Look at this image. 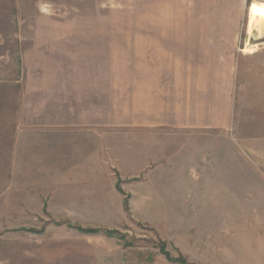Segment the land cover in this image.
I'll use <instances>...</instances> for the list:
<instances>
[{"label":"rangeland","instance_id":"rangeland-1","mask_svg":"<svg viewBox=\"0 0 264 264\" xmlns=\"http://www.w3.org/2000/svg\"><path fill=\"white\" fill-rule=\"evenodd\" d=\"M252 2L234 61L169 62L144 59L165 31L137 29L156 14L133 0H0V264H264V28L248 34L264 0ZM54 87L77 104L78 132L47 167L34 148L16 157L10 132L32 140Z\"/></svg>","mask_w":264,"mask_h":264},{"label":"crops","instance_id":"crops-1","mask_svg":"<svg viewBox=\"0 0 264 264\" xmlns=\"http://www.w3.org/2000/svg\"><path fill=\"white\" fill-rule=\"evenodd\" d=\"M133 3L134 9H144L145 13L156 14L155 20L145 21L137 29L165 31L156 35V45L151 43L143 47L141 53L149 55L145 60H155L151 56L161 55L165 57L158 58L159 60L169 62H231L235 60L236 52L243 51V47L249 45L251 37L246 33L241 38V30L243 31L242 22L245 13L247 14L246 9H249L252 0H133ZM59 72L72 78L77 76L78 71ZM176 76L200 75L183 73ZM65 84L72 87L71 81H66ZM54 90L55 100L40 107L45 110V114L42 116L41 127L32 128V140L28 143L24 140L25 134L32 131H25L23 125L19 124L10 132V149L16 157L23 158V152L34 148L47 167L56 158L60 162L65 155H71V152L67 153V149L76 148L78 132L77 104L71 102V93L58 95L57 87ZM85 122L87 124V119ZM13 165L16 167L21 163L14 161Z\"/></svg>","mask_w":264,"mask_h":264},{"label":"bare ground","instance_id":"bare-ground-1","mask_svg":"<svg viewBox=\"0 0 264 264\" xmlns=\"http://www.w3.org/2000/svg\"><path fill=\"white\" fill-rule=\"evenodd\" d=\"M249 15H250V18H249L250 22L248 21V24H249L248 34H251L252 31H254L255 29L262 30L264 28V19H260V18L256 17L255 14L252 12L249 13Z\"/></svg>","mask_w":264,"mask_h":264},{"label":"trees","instance_id":"trees-1","mask_svg":"<svg viewBox=\"0 0 264 264\" xmlns=\"http://www.w3.org/2000/svg\"><path fill=\"white\" fill-rule=\"evenodd\" d=\"M76 230L80 233L84 234H105V235H114L115 231H108V230H102V229H93V228H82V227H76Z\"/></svg>","mask_w":264,"mask_h":264}]
</instances>
